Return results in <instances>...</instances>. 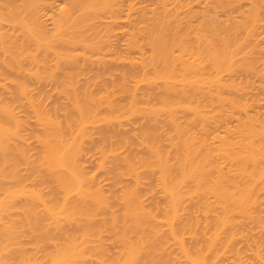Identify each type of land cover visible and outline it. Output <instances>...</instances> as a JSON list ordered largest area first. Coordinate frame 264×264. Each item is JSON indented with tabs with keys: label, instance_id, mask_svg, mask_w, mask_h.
I'll return each instance as SVG.
<instances>
[{
	"label": "bare ground",
	"instance_id": "1",
	"mask_svg": "<svg viewBox=\"0 0 264 264\" xmlns=\"http://www.w3.org/2000/svg\"><path fill=\"white\" fill-rule=\"evenodd\" d=\"M50 1L0 0V264H264V0Z\"/></svg>",
	"mask_w": 264,
	"mask_h": 264
},
{
	"label": "rangeland",
	"instance_id": "2",
	"mask_svg": "<svg viewBox=\"0 0 264 264\" xmlns=\"http://www.w3.org/2000/svg\"><path fill=\"white\" fill-rule=\"evenodd\" d=\"M57 1H58V0H57ZM50 4H51L52 7H53V5H54V7H55V6H56L57 4H59V3L56 2V0H53V1L51 0V1L49 2V6H50ZM44 10H45V8H44ZM44 10H41L42 19L45 18L46 15L48 16V14H49V13H46V12H48L47 9H46L47 11H44ZM45 13H46V15H44ZM263 14H264V13H262V16H261V18H263V19H262V22L264 21V16H263ZM43 15H44V16H43ZM47 16H46V17H47ZM45 19H46V18H45ZM45 19H43V20H45ZM263 24H264V22H263ZM261 35H262V34H261ZM262 37H264V34H263ZM262 37L259 39V42H260L261 39H263ZM119 41H120V39H119ZM262 41L264 42V39L261 40L260 43H262V45H261V44H260V45L264 47V43H263ZM115 48H117V46H116ZM115 48H114V49H115ZM118 48H119V47H118ZM114 49L111 51V54H113V55H116V54H118V53L120 54V50H119V49H115V50H114ZM115 52H117V53H115ZM262 53H263L262 56H263V58H264V48H263ZM119 54H118V55H119ZM258 97H259V95H258ZM260 97H261V96H260ZM260 97H259V98H260ZM261 98H262V97H261ZM229 125H231V124H229Z\"/></svg>",
	"mask_w": 264,
	"mask_h": 264
}]
</instances>
